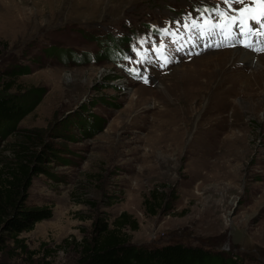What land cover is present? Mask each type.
<instances>
[{
	"label": "rangeland",
	"instance_id": "obj_1",
	"mask_svg": "<svg viewBox=\"0 0 264 264\" xmlns=\"http://www.w3.org/2000/svg\"><path fill=\"white\" fill-rule=\"evenodd\" d=\"M242 4L0 0V92L28 110L0 137V156L38 133L36 152L49 173L28 190L32 205L52 208L50 219L20 236L35 252L30 263L76 264L93 221L126 212L137 222L127 231L137 246L178 242L264 264V88L232 48L199 52V40L173 21L190 12L202 25L204 9H249ZM137 23L133 32L128 24ZM189 38L199 54L188 53ZM128 39L138 40L137 51ZM161 46L171 49L161 54ZM128 59L134 80L124 72ZM139 59L152 65V80ZM244 68L250 75L240 82ZM3 245L1 262L27 263Z\"/></svg>",
	"mask_w": 264,
	"mask_h": 264
},
{
	"label": "trees",
	"instance_id": "obj_2",
	"mask_svg": "<svg viewBox=\"0 0 264 264\" xmlns=\"http://www.w3.org/2000/svg\"><path fill=\"white\" fill-rule=\"evenodd\" d=\"M27 111L18 96L0 92V137L14 132L16 124ZM39 140L38 133L24 134L16 145L8 148L7 155L0 156V252L6 249L3 243L8 241L13 250L25 255L26 264H33L30 262L35 252L28 250L21 234L52 217V208L32 205L28 200L33 179L49 174L42 166L43 158L39 157V150L36 152ZM156 195L152 191L151 199L158 200ZM149 200L145 198L143 204L148 205L147 213L154 215L156 212ZM137 228L136 220L126 212H121L111 221L95 219L90 237L77 244L76 264H245L241 257L233 259L234 255L219 250L178 242L137 246L127 232ZM0 264L15 263L0 261ZM37 264L49 263L43 261Z\"/></svg>",
	"mask_w": 264,
	"mask_h": 264
},
{
	"label": "snow or ice",
	"instance_id": "obj_3",
	"mask_svg": "<svg viewBox=\"0 0 264 264\" xmlns=\"http://www.w3.org/2000/svg\"><path fill=\"white\" fill-rule=\"evenodd\" d=\"M245 0H223L224 4H228V5H232L234 3L239 4V3H244ZM255 2L257 3H264V0H255ZM221 5L215 6L211 9H204L203 12H207L210 13L209 16L205 17V16H201L200 19L203 21V24L200 26V35L203 36L204 32H203V27L207 26V29L209 32H213L214 30H220L221 32L227 34L231 31H237L240 33H243L244 29H245V22L243 19L237 20L236 16H228V11H235L237 13H240L241 10L240 9H228V10H224V11H218V8H220ZM246 11V9H245ZM177 23H179V21H177ZM257 23H260L259 21H257ZM192 26L194 28L197 27V19H193L192 20ZM184 27H187V25H184ZM251 31L254 32H258L259 29L256 28L255 24L251 25ZM261 27H264V23L261 24ZM166 31V30H164ZM143 43V41H141V44ZM245 47H248V45H245ZM153 50H156L155 47H153ZM133 51H137V49L135 47H133ZM137 54H139L137 52ZM139 62V61H137ZM131 72L136 73L137 75H139L138 70L136 69H130ZM144 82L148 83V79L145 77L144 78Z\"/></svg>",
	"mask_w": 264,
	"mask_h": 264
},
{
	"label": "bare ground",
	"instance_id": "obj_4",
	"mask_svg": "<svg viewBox=\"0 0 264 264\" xmlns=\"http://www.w3.org/2000/svg\"><path fill=\"white\" fill-rule=\"evenodd\" d=\"M8 14V13H7ZM11 14V13H10ZM13 14V13H12ZM20 15H23V14H20ZM6 18H10V17H6ZM16 19V18H15ZM7 21V20H6ZM12 22V21H11ZM12 24V23H11ZM6 29L8 28L7 26H5ZM5 31V30H4ZM234 51H236V54H237V60H239L245 67H253V70L251 71V77L249 78V80H253V85L256 86L257 89H263L264 88V63L261 62L259 60V57L258 56H254L253 54H251L249 51H247L246 49H241V48H237V49H234ZM264 56V55H263ZM260 63V65H259ZM259 65V66H258ZM245 70V68L241 71H238V75H239V72H240V76H239V79H240V82L243 81V79H246V77L248 75H244L243 74V71ZM228 86V85H227ZM225 92H233L234 90L231 89V88H225L224 89ZM233 90V91H232ZM243 90L246 92H249V88L248 87H245V89L243 88ZM141 92L145 91V89H141L140 90ZM175 110V109H174ZM145 111V110H144ZM178 112H182L183 109H179L177 110ZM235 143H239L240 140L239 139H236L234 140ZM215 209V208H214Z\"/></svg>",
	"mask_w": 264,
	"mask_h": 264
}]
</instances>
